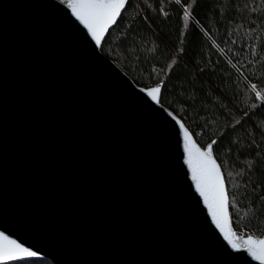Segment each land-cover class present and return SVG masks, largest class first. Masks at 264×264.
Here are the masks:
<instances>
[{"label": "water", "instance_id": "1", "mask_svg": "<svg viewBox=\"0 0 264 264\" xmlns=\"http://www.w3.org/2000/svg\"><path fill=\"white\" fill-rule=\"evenodd\" d=\"M120 16L97 45L67 3L0 0V233L36 253L0 264H260L185 163V130L212 142L101 52Z\"/></svg>", "mask_w": 264, "mask_h": 264}, {"label": "trees", "instance_id": "2", "mask_svg": "<svg viewBox=\"0 0 264 264\" xmlns=\"http://www.w3.org/2000/svg\"><path fill=\"white\" fill-rule=\"evenodd\" d=\"M101 52L137 85L160 86L201 147L216 141L232 231L264 237V0H128Z\"/></svg>", "mask_w": 264, "mask_h": 264}, {"label": "snow or ice", "instance_id": "3", "mask_svg": "<svg viewBox=\"0 0 264 264\" xmlns=\"http://www.w3.org/2000/svg\"><path fill=\"white\" fill-rule=\"evenodd\" d=\"M127 2L128 0H67V7L71 9L76 19L88 30L95 43L100 45L107 29L116 22ZM174 2L177 5L182 4V0H174ZM190 7L189 5V7L184 8L182 19L185 22V29L188 27L187 22L191 16ZM252 11L255 12L256 9L253 8ZM251 50L252 55L256 56V45H252ZM257 59H264V56ZM256 89L257 85L252 84L251 90L255 92L257 99H262L261 93L256 91ZM160 91V86H157L149 90L147 95L156 101ZM180 127L183 129L184 125L181 123ZM184 137L185 163L192 173L197 192L203 197L204 203L209 209L213 223L223 234L224 239L232 249L239 251L243 247L253 259L260 261V264H264V239H254L251 235L243 239L226 226L228 215L226 209L230 201L225 190L220 167L212 158V145L216 141L213 140L207 146V151L202 152L195 144L190 142L187 130L184 131ZM260 200L264 201V196H261ZM35 255V252L28 250L15 240H11L0 233V261L17 260L22 257H33Z\"/></svg>", "mask_w": 264, "mask_h": 264}, {"label": "rangeland", "instance_id": "4", "mask_svg": "<svg viewBox=\"0 0 264 264\" xmlns=\"http://www.w3.org/2000/svg\"><path fill=\"white\" fill-rule=\"evenodd\" d=\"M238 236L243 238V239H246L249 236V234L241 233ZM253 238L254 239H264V237H253Z\"/></svg>", "mask_w": 264, "mask_h": 264}, {"label": "built area", "instance_id": "5", "mask_svg": "<svg viewBox=\"0 0 264 264\" xmlns=\"http://www.w3.org/2000/svg\"><path fill=\"white\" fill-rule=\"evenodd\" d=\"M62 3H67V0H59Z\"/></svg>", "mask_w": 264, "mask_h": 264}]
</instances>
